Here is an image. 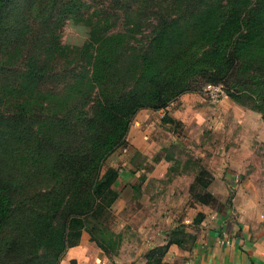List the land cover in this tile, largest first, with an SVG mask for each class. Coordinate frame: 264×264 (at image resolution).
<instances>
[{"label":"trees","instance_id":"16d2710c","mask_svg":"<svg viewBox=\"0 0 264 264\" xmlns=\"http://www.w3.org/2000/svg\"><path fill=\"white\" fill-rule=\"evenodd\" d=\"M90 9L85 0H0V264H61L68 233L84 230L117 255L122 236L110 232L103 243L84 219L100 220L119 197L118 171L102 170L129 145L140 111H166L222 85L264 121V0H112ZM67 19L90 27L80 49L59 41ZM162 120L179 124L167 113ZM210 184L199 202L217 208ZM174 243L156 251L164 256Z\"/></svg>","mask_w":264,"mask_h":264},{"label":"rangeland","instance_id":"374dc122","mask_svg":"<svg viewBox=\"0 0 264 264\" xmlns=\"http://www.w3.org/2000/svg\"><path fill=\"white\" fill-rule=\"evenodd\" d=\"M85 1L91 7L88 13L93 7L112 5V0ZM89 30L86 23L67 19L59 27L58 38L62 45L80 49L89 37ZM196 94L182 109L185 123L162 120L165 113L173 118L182 104L171 105L166 111L142 110L137 114L129 131V145L118 149L102 170L118 171V180L112 188L119 197L100 220L94 216L84 219L86 229H93L103 243L110 232L120 234V249L115 256L106 255L90 240L86 230L80 238L68 233L67 252L78 247L86 255L83 258L75 254L71 264H193L197 244L194 233L201 229L205 218L206 225L216 213L236 219V199L240 205H248L246 208H260V214L264 215L261 114L251 105L231 100L225 93L214 98L208 86ZM155 167L157 178H150L145 185ZM199 177L202 184L196 183ZM208 181L211 182L208 192L221 203L217 208L199 202L201 186ZM71 182L67 180L68 188L76 189ZM193 183L196 188L191 191ZM201 208L207 214L196 224ZM170 241H176L178 246L170 245L164 256L160 250L156 251ZM84 244L86 247L81 248Z\"/></svg>","mask_w":264,"mask_h":264},{"label":"crops","instance_id":"0c3cea01","mask_svg":"<svg viewBox=\"0 0 264 264\" xmlns=\"http://www.w3.org/2000/svg\"><path fill=\"white\" fill-rule=\"evenodd\" d=\"M196 96V93H189L175 101L172 106L176 107L179 104H182V106L180 105L181 108L178 111L176 110L173 119L185 123L186 120L181 117L182 109ZM157 175L158 169L155 167L154 171L149 173V178L146 179L144 184L148 185L150 178H157ZM134 186L133 184L132 187L134 188ZM235 201L236 219H231L228 214L216 213L211 215L213 221L209 220L206 225L208 221L205 218L207 210L200 209L201 212L199 213L203 212V219L205 218V220L202 223L203 226L200 227L201 229L194 233L197 244L193 249L195 256L193 264H264V218L260 217L261 209L258 207L256 210L249 209L246 208L248 205H240L237 199ZM262 206L264 208V203ZM177 244L176 242L171 245L178 246ZM85 247L86 245L81 248ZM78 249L80 248L75 247L71 251L69 250L61 264H71L77 253L83 258L86 257L83 251L79 252Z\"/></svg>","mask_w":264,"mask_h":264},{"label":"built area","instance_id":"2783aa9c","mask_svg":"<svg viewBox=\"0 0 264 264\" xmlns=\"http://www.w3.org/2000/svg\"><path fill=\"white\" fill-rule=\"evenodd\" d=\"M208 88H209V91L212 93V96L214 98L218 97L219 94H221V95H225L226 94V92H225V90H224L222 85H220V86H211L210 85V86H208ZM262 217H264V215Z\"/></svg>","mask_w":264,"mask_h":264}]
</instances>
